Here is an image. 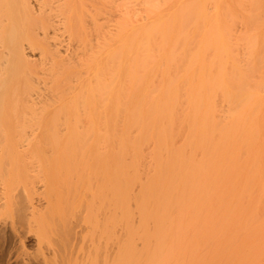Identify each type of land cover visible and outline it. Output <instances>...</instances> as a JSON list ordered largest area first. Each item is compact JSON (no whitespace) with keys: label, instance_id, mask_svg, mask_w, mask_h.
Instances as JSON below:
<instances>
[{"label":"bare ground","instance_id":"1","mask_svg":"<svg viewBox=\"0 0 264 264\" xmlns=\"http://www.w3.org/2000/svg\"><path fill=\"white\" fill-rule=\"evenodd\" d=\"M75 1L0 0V264H264V0H115L39 111L29 50L84 37Z\"/></svg>","mask_w":264,"mask_h":264},{"label":"rangeland","instance_id":"2","mask_svg":"<svg viewBox=\"0 0 264 264\" xmlns=\"http://www.w3.org/2000/svg\"><path fill=\"white\" fill-rule=\"evenodd\" d=\"M92 1V12L95 21L92 26L86 24L83 27L85 29L84 37L80 39L75 37L74 34L77 35V33L83 31L66 30L59 22L60 18L56 16L47 17L48 25L45 28L36 29L39 47L29 50V59L34 69L31 78L34 87L30 93V104L34 103V107L39 111L46 104L53 107L58 106L61 101V90L66 84H70L72 88H77V82L81 78L88 80L92 69L91 50L101 51L102 39L95 35V29L97 27L103 29L102 38H106V35L109 36V31L112 33L116 29L120 10L115 7V0ZM75 5L85 7V2L78 0V4L75 1ZM86 5V9L89 10L88 3ZM65 69L67 72L77 71L79 76L72 74L66 80L59 79V73H62ZM71 96V93H68L65 97L70 99ZM37 114L41 113L38 112ZM81 122L84 125L86 118L81 117ZM31 132L36 136L41 135V129L35 126L34 123L31 125ZM65 133L64 128H61L60 135ZM38 194L35 198L42 196ZM133 210L135 211L134 206ZM113 246L111 243L109 247Z\"/></svg>","mask_w":264,"mask_h":264}]
</instances>
